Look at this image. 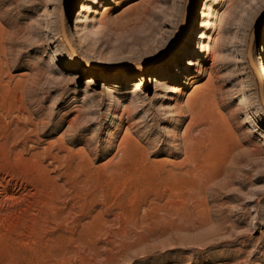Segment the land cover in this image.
Masks as SVG:
<instances>
[{"label":"rangeland","instance_id":"374dc122","mask_svg":"<svg viewBox=\"0 0 264 264\" xmlns=\"http://www.w3.org/2000/svg\"><path fill=\"white\" fill-rule=\"evenodd\" d=\"M255 28L261 73L264 0H0V264H264ZM181 38L195 57L156 70ZM211 84L221 134L191 161L185 109ZM193 165L185 219L130 224L131 195Z\"/></svg>","mask_w":264,"mask_h":264},{"label":"bare ground","instance_id":"6f19581e","mask_svg":"<svg viewBox=\"0 0 264 264\" xmlns=\"http://www.w3.org/2000/svg\"><path fill=\"white\" fill-rule=\"evenodd\" d=\"M61 16H62V25L64 30V39H65V43H63V47L66 49L69 55H74L75 59L77 60V58L79 57L76 55L77 51L75 50L73 43L78 39L80 35L78 20L77 19L75 20L74 28L72 29V31H70L69 33L70 35L68 36L67 33H65V28H64V21H63L64 12H62ZM254 35H255L254 32H252L250 34V38H254ZM190 41H191L190 47L188 44L184 46V43L186 42L185 38H181L177 42H174L172 44L173 49L168 57L162 59H160V57H157L155 62L157 63L158 66H156L155 69L167 70V67L169 66L167 62L169 60L171 61L173 57L175 59V64L173 66L179 64L184 56L186 57L187 55H192V57H195V54L192 50L194 48V44L192 43L194 42V40L193 41L190 40ZM251 48L253 49L249 41V45L247 48V55L250 57L249 61L255 70L257 81L259 82L261 88V94L262 97L264 98V61L260 62L259 65L260 66L259 69L261 70L260 73V71L257 69V67L254 64L252 55H250ZM204 69H207V67L203 68L200 71V73H203ZM144 70L145 68H143L141 71L145 73ZM118 71H122V70H118ZM192 78L193 76H189L187 78V82L191 81ZM187 82L183 81V84H187ZM206 89L207 91L206 92L202 91L196 99H191L195 95V92H193L192 96H190L188 99L187 108L185 109L186 110L185 112L188 113V115H186L184 118L190 117V120L183 132L181 145L184 148L187 157L191 161L197 159L203 153V146L205 142L212 141L214 136L217 137L220 136L221 134L220 133L221 123H219L216 113L212 108H207V107L205 108L207 102L208 103L213 102L214 99L212 98H214L213 95L216 94L217 88L216 86H214V84H211L210 86H207ZM168 91L170 93L176 92V90L172 89L171 87L169 88ZM256 113L258 115L264 114V108L262 106H257ZM18 154L20 155L21 153L19 152ZM149 168L150 166L148 162L140 161L137 166H134L133 169H138L142 171V170H147ZM182 169L177 171L176 168L169 169L165 167L161 171H159L157 177L155 178V182H153L151 184L152 186L150 187L151 191L153 192L151 198L149 197L139 198L137 195H131L129 197L130 201H141L142 203L147 205V207L144 210L145 213H143L142 215H139L140 211L136 213L133 208L122 207L123 210L121 212L124 215H125L124 210L126 209L128 211L127 213L130 216L127 217L130 218L131 225L135 227H146L150 223L155 224V223H159L162 220L176 221V220H183L186 218L184 212L187 213L189 212L188 211L189 209H187L189 203L197 202L198 198H196V196L194 195L197 186L192 184L194 188L193 192L191 193V190L189 188V193L185 194L184 190L186 186H184V184L188 182V178L195 177L196 174H198L197 172L199 168L196 165H193L192 167H188L187 169L184 170ZM116 179H120V178L116 176ZM0 196H1V191H0ZM108 215L109 212L105 210H100L98 212L97 216L102 219L101 221H103V226L108 223L107 220ZM102 228L100 229V231L102 230Z\"/></svg>","mask_w":264,"mask_h":264},{"label":"water","instance_id":"95a60500","mask_svg":"<svg viewBox=\"0 0 264 264\" xmlns=\"http://www.w3.org/2000/svg\"><path fill=\"white\" fill-rule=\"evenodd\" d=\"M67 2V1H66ZM64 12V11H63ZM65 15V14H64ZM256 29L257 28H255V30L253 31L254 32V34H255V32H256ZM254 37H255V35H254ZM253 43H254V38H250V44L252 45V47H253ZM251 51H252V48H251ZM250 51V55H252V52ZM248 58L250 59V57L248 56ZM255 64V63H254Z\"/></svg>","mask_w":264,"mask_h":264}]
</instances>
